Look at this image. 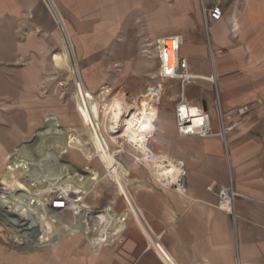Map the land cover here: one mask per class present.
I'll return each mask as SVG.
<instances>
[{
    "label": "crops",
    "instance_id": "crops-1",
    "mask_svg": "<svg viewBox=\"0 0 264 264\" xmlns=\"http://www.w3.org/2000/svg\"><path fill=\"white\" fill-rule=\"evenodd\" d=\"M206 1L209 5L216 2ZM219 2L223 18L207 32L200 15L206 39L208 36L215 53L214 69L209 42L190 18L187 7L178 11L172 28L158 27L152 36L154 39L182 37L180 57L188 60L193 75L214 74L225 113L257 100L262 103L254 105L243 125L228 134L225 148L218 136L201 138L178 134L175 105L182 95V87L178 81H167L163 95L169 83H172L169 91L177 92L172 100L173 118L158 121L155 149L168 159L185 162L186 192L180 194L155 184L143 166L126 168V175L130 177L128 190L124 183L125 200L130 209L123 213L122 239L99 250L98 255L95 252L90 264H236L237 257L240 264H264V0ZM148 9V0H0V78L9 87L7 91L0 88V95L10 97L13 94L10 88L14 87L20 92L21 73L12 67L24 54L34 58V32L54 30L65 48L64 55H55L54 63L66 70L74 66L71 75L78 88L80 116L86 129H90L91 125L85 122L96 118L97 99L93 97L90 101L92 92L82 79L70 32H94L93 36H86L93 39L98 51L125 46L123 43L129 42H115V32L128 30L133 15ZM181 26L180 34H173ZM142 42L129 44L139 47ZM205 91H214V86L203 80L186 86L184 95L194 105H206L217 132L214 100L212 103ZM11 99L0 102V111L21 110L20 96L12 95ZM15 133L18 136L19 129ZM93 136L97 139L99 134ZM16 141H8L9 146L0 148L1 158L14 150ZM24 147L16 148L14 154H23ZM140 153L143 158L147 154L143 146ZM230 182L237 193L235 219L218 208L217 192L208 190L210 186L217 190Z\"/></svg>",
    "mask_w": 264,
    "mask_h": 264
},
{
    "label": "rangeland",
    "instance_id": "rangeland-1",
    "mask_svg": "<svg viewBox=\"0 0 264 264\" xmlns=\"http://www.w3.org/2000/svg\"><path fill=\"white\" fill-rule=\"evenodd\" d=\"M148 1V11L134 14L131 27L127 24V27H130L127 28L128 30L115 32L114 36L115 42L118 43L132 42L135 44L137 41H143L139 47L123 43L125 46H114L98 51V48L93 46V39L86 36L88 34L93 36L94 32H70L82 79L87 90L92 92L89 96L90 101L93 100V97L97 99V116L85 124L89 123L91 127L99 128L98 138L101 137L106 141V143H102L103 146L101 145L102 150L96 151V145L99 143L89 138L81 119L78 88L75 78L71 75L74 73V66L72 65V68L66 70L58 68L57 63H54L55 55H64L65 51L61 37L54 30L34 32L36 38L34 58L24 54L20 62L12 67L21 73L18 80L20 92H17L16 87L10 88L12 95L20 96L21 110L8 112L4 108L3 111H0V148L9 146L8 141L17 140L14 150L10 154L0 157V195L13 194L25 184L37 194L47 191V194L41 196V201L48 212L59 213L60 218L71 224L81 219L88 220L90 233L86 238L85 236L67 234L55 245L35 247L34 244H31L32 242L28 243L29 241L26 242L21 237H11L7 228L0 221V244L7 248L6 252L0 250V253H6L5 256L12 252L16 253L15 259L13 258V262L10 260V264H90L95 251L91 248L88 240L99 238L101 231V225L96 217L105 213L107 207L111 208L112 215L118 216H124L125 210L130 209L125 200L126 188L129 189L127 179L130 177L126 175V168L143 166L147 171L149 170L145 163L141 162L144 159L143 154L140 153L142 146L143 151H147L155 157L162 156L155 149L158 144L157 123L173 118L172 103L174 102L172 100L176 97L177 92L171 89L169 91V86L172 83L166 85L168 90L163 95L160 111L146 98L147 88L156 84L159 66L157 57H155V49L151 48L148 55H145L144 45L146 42L157 40L152 35L158 27L172 28L174 18L178 11L184 7L188 8L189 16L196 27L201 28L204 32L205 41L207 39L200 18L201 0ZM182 27H178L176 33L173 34H180V30H183ZM23 35L25 34L22 33ZM211 35H213L212 32ZM6 82L5 79L0 78V88L5 91H7L6 88H9ZM196 83L199 84L200 81ZM207 86L210 88V85ZM100 92H102L101 95H99ZM205 94L211 96L213 103L215 89L211 92L205 91ZM115 96L121 98L122 102L129 105L130 108L124 116V127L112 138H109L105 125L108 114L104 110L107 99ZM203 96L205 95L203 94ZM10 97L0 95V102H9L12 100ZM200 98L201 96L199 100ZM213 114H215V109H213ZM48 117H55L58 120V126H52L47 120ZM18 129L19 135L17 136V133L13 134V131H18ZM57 130H61L62 133L56 134ZM67 131L69 136H72L77 149L69 148L70 150L67 149V153L63 154L60 152L61 149H58L60 148L58 145H61L62 139L64 142L67 141ZM42 132L48 133L44 136L40 134ZM51 133L52 135H50ZM141 138H143L142 142ZM58 139L61 141L58 142ZM24 145V155L18 151L14 154L16 148ZM46 147H49L50 151ZM83 152L87 153V158ZM29 164L32 166L29 167ZM62 164L70 166L73 176L65 173ZM30 168L31 175L36 179L35 182L29 181ZM148 172L151 180L162 187L151 172ZM93 176L98 178L97 182L93 183L94 185L88 180ZM83 178L87 181L83 180L84 182L80 186L78 179L82 180ZM76 184L78 188L85 186L83 191L87 192L86 195L73 194V191L69 189L70 191L66 193L68 208L63 211L53 210L50 204L51 199L61 192H65L63 188L66 185L75 188ZM80 198L82 200L78 204L88 207L81 209V216L79 213L75 215L76 211L74 212L71 207L74 200ZM111 229L109 233L112 236L110 235L111 238L109 237L108 242L104 243L101 249L114 245L122 239V231L116 233ZM115 234L117 235L114 237ZM38 241L41 243L40 239ZM8 249L14 250L7 251ZM99 250H96L97 255Z\"/></svg>",
    "mask_w": 264,
    "mask_h": 264
},
{
    "label": "bare ground",
    "instance_id": "bare-ground-1",
    "mask_svg": "<svg viewBox=\"0 0 264 264\" xmlns=\"http://www.w3.org/2000/svg\"><path fill=\"white\" fill-rule=\"evenodd\" d=\"M171 62H172V59H171ZM210 78H211V76L202 77V79L205 81H210ZM105 105L106 106H105L104 111L106 114H108V117L105 116L106 120L104 119L105 125L107 127V134L109 135V138H112L114 136V134H116V132H120V130L124 127V121H125L124 116L126 115V112L130 107H129V105H126L125 103H123L122 99L119 98L118 96L112 97L109 100L107 99ZM192 108H193L192 114H197L198 110L194 107H192ZM47 120H48V122H50V124L52 126H56V127L58 126V120L55 117H48ZM197 122H198V120H196V119L193 121L194 124H196ZM101 123H102V118H101ZM48 132L50 133V131H48ZM48 132H42L40 134L45 136ZM60 132L62 133L61 130H57L56 134H60ZM86 132L88 133L89 138L93 139L94 142L99 143L101 141L99 144L96 145V151L102 150V148H103L102 143H106V141L102 140L101 137L94 139L96 137L93 136L94 133L97 135L98 134L100 135L99 128L91 127L88 130L86 129ZM67 134H68L66 137L67 141L65 140V142H64L63 139H62V141H61V139H58V142H59V140L61 141V145H58V147L60 146V148H58V149L59 150L61 149L60 152L63 154H66L67 149H69V148H74V149L76 148V146L74 144L75 142H74L72 136L71 137L69 136V132ZM50 135H52V133ZM64 135H66V134H64ZM42 145H44V144H42ZM40 147H43V146H40ZM48 148L46 147V149H48ZM45 153H47V152H45ZM57 153H59V152H57ZM63 154H61V155H63ZM83 154H84L85 158H87V153L83 152ZM166 157H164L163 155L155 157L151 153H147L141 162L145 163V165L148 167L149 171L151 172L152 176H154V178L156 180H159L160 182H163V183H165L167 181L169 184H172L176 180L178 170L173 166V164L171 163V160L166 158ZM52 159H53V157H52ZM30 161H29V163H30ZM167 161H169V165H166ZM55 163H54V166L56 165ZM30 165L31 164H29V167H30ZM62 167L65 169V173L72 175L73 172L71 173V169H70L69 165H65V164L63 165L62 164ZM28 176H29L30 182L36 181L35 177L31 175V168H30V173ZM76 176H77V174L75 175V177ZM78 177H80V175H78ZM80 178H82V177H80ZM83 180L85 181L86 179H84V178L82 180L78 179L80 186H81V183L84 182ZM88 180H89V183L93 184V183L97 182L98 178L93 176V177H90ZM93 185H92V187H93ZM76 187H77V184H76ZM76 187L74 188L73 186L66 185L63 188V190L65 191V193H68L70 190H72L73 194H76V195L85 194L86 195L87 192L83 191L85 186H82L79 188L78 187L76 188ZM29 188H31V187H29ZM29 188H28V185L25 184L24 187L17 189V191L13 194H10V195L1 194L0 195V221L7 228L8 232L10 233L9 235H11V237L12 236H15L17 238L21 237L22 239L26 240V242L29 241L28 243L32 242L31 244H34L35 247H39V246L49 247V246H52V245H55L56 243H58L67 234L80 235L82 237L85 236V238L87 237V235H89L90 227H89L88 220H82L81 219L80 221H76V222L74 221L75 223L71 224L70 222L65 221L64 219L60 218L59 213L48 212L45 205L41 201V196L47 194L48 192L44 191L45 193L43 192V194L42 193L40 194V192H39V194H37L36 192L32 191ZM81 200H82V198L74 200L73 205L71 206L73 211L77 212V213L73 212L75 215H78V213H79V216H81L80 215V213L82 211L81 209H87L88 208L87 205L78 204L79 202H81ZM110 211H111V208L107 207V209L105 210V213L96 217L98 219L99 224L101 225V228H100L101 231L99 232V234H100L99 238H95L91 241L88 240L89 243L91 244V248L95 252H96V250L101 249V247H103L102 245L104 243L108 242L109 237L111 238L112 235L109 233V230L111 229L112 225H113V227L111 230L115 231L116 233L117 232L119 233L121 230L124 229V226H125L124 216H122V215L118 216L116 214L112 215L110 213ZM96 226L99 227L98 225H96ZM97 231H99V230H97ZM38 239L41 240V243H40V241H38ZM33 241H35V242H33ZM6 249L7 248L3 247V244H0V250L5 251ZM11 250H14V249H8L7 251H11ZM5 254L6 253H0V264H10L11 261L13 262V258L15 259L16 253L12 252L10 254H7V256H5ZM8 259H9V261H8Z\"/></svg>",
    "mask_w": 264,
    "mask_h": 264
},
{
    "label": "built area",
    "instance_id": "built-area-1",
    "mask_svg": "<svg viewBox=\"0 0 264 264\" xmlns=\"http://www.w3.org/2000/svg\"><path fill=\"white\" fill-rule=\"evenodd\" d=\"M201 14L203 25L207 32L208 28L223 18V11L219 0L213 5H209L206 0H201ZM209 42V56L212 62L213 69L215 53L210 46V39L207 36ZM183 46V39L179 35L167 36L157 39L155 42H146L144 45V54L148 55L151 48H154L159 63L158 75L156 77V84L147 88L146 98L152 102L158 109L163 98V88L167 81H178L182 87V95L175 105V123L178 134L180 136H198L201 138H210L218 136L223 142L226 148L227 136L229 133L234 132L237 128L243 125L245 119L248 117L251 108L254 105L261 104V100H257L250 105L240 107L231 112L225 113L222 109L220 95L218 91L217 82L214 74L210 78V83L215 89L214 109L218 124V131L214 132L212 125V115L205 111L203 106L194 105L185 98L184 90L186 86L195 84L197 81H203L202 77L193 75L190 72L189 62L186 58L180 57L181 48ZM172 59V62H171ZM192 107L196 108L197 114H192ZM198 120L196 124L194 120ZM171 163L178 170L176 180L169 184L158 182L164 188L173 189L180 194L186 192V178L188 177V170L183 160L172 159ZM169 165V161L166 162ZM209 191H216L218 195V208L226 211L233 218H236L235 214V201L237 193L233 184L230 182L227 186H220L216 188L214 186L208 187ZM51 208L56 211H63L68 208V198L65 192H61L50 201ZM236 264H240L237 257Z\"/></svg>",
    "mask_w": 264,
    "mask_h": 264
},
{
    "label": "water",
    "instance_id": "water-1",
    "mask_svg": "<svg viewBox=\"0 0 264 264\" xmlns=\"http://www.w3.org/2000/svg\"><path fill=\"white\" fill-rule=\"evenodd\" d=\"M203 106H204V110H205V111H207V107H206V105H205V104H203Z\"/></svg>",
    "mask_w": 264,
    "mask_h": 264
}]
</instances>
